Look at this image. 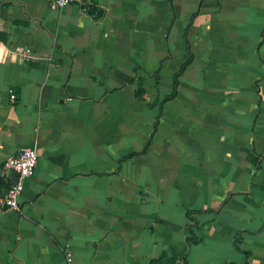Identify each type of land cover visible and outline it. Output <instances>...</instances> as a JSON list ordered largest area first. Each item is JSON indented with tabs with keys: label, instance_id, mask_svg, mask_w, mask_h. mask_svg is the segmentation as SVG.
<instances>
[{
	"label": "crops",
	"instance_id": "obj_1",
	"mask_svg": "<svg viewBox=\"0 0 264 264\" xmlns=\"http://www.w3.org/2000/svg\"><path fill=\"white\" fill-rule=\"evenodd\" d=\"M20 145L0 264H264V0H0V167Z\"/></svg>",
	"mask_w": 264,
	"mask_h": 264
},
{
	"label": "built area",
	"instance_id": "obj_2",
	"mask_svg": "<svg viewBox=\"0 0 264 264\" xmlns=\"http://www.w3.org/2000/svg\"><path fill=\"white\" fill-rule=\"evenodd\" d=\"M54 5L63 6L71 3H79L81 0H52ZM10 97L14 99L15 94L10 90ZM39 154L30 145H20L14 154L8 155L0 167V178L9 182L5 195L0 198V204L13 209H19V197L22 194L25 181L31 177L36 169ZM14 172L17 176L15 183L11 182L10 174Z\"/></svg>",
	"mask_w": 264,
	"mask_h": 264
},
{
	"label": "trees",
	"instance_id": "obj_3",
	"mask_svg": "<svg viewBox=\"0 0 264 264\" xmlns=\"http://www.w3.org/2000/svg\"><path fill=\"white\" fill-rule=\"evenodd\" d=\"M175 84V83H174ZM176 92V87L174 85V89L172 91V93L170 95H168L167 97H165L164 100L169 99L171 97H173L175 95ZM144 93V89L142 87L141 82L137 83V87L135 90V95L136 96H140ZM135 153L130 154L129 156H133ZM0 183H2V181H0ZM210 211L209 209H193V210H188L186 212V215L188 217V223H187V228L189 231V235L186 238V241L188 244H192V243H197L198 241H200V237L197 234V227L199 224V219L197 218V214H201V213H206ZM241 241V238L236 239L235 245L237 248H240L238 245V242ZM246 256H249V251H246ZM178 259V254L176 251V248L174 246H171L169 248L168 251H163L161 252L160 256L156 259H154L150 264H158V263H162V264H176V261Z\"/></svg>",
	"mask_w": 264,
	"mask_h": 264
},
{
	"label": "water",
	"instance_id": "obj_4",
	"mask_svg": "<svg viewBox=\"0 0 264 264\" xmlns=\"http://www.w3.org/2000/svg\"><path fill=\"white\" fill-rule=\"evenodd\" d=\"M10 176H11V181H12L13 183H15V182L17 181V176H16V174H15L14 172H11Z\"/></svg>",
	"mask_w": 264,
	"mask_h": 264
}]
</instances>
